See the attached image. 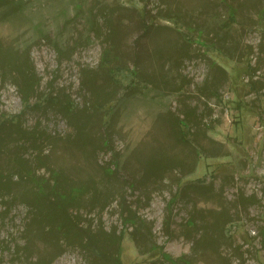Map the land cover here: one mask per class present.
Here are the masks:
<instances>
[{
	"label": "rangeland",
	"instance_id": "obj_1",
	"mask_svg": "<svg viewBox=\"0 0 264 264\" xmlns=\"http://www.w3.org/2000/svg\"><path fill=\"white\" fill-rule=\"evenodd\" d=\"M10 1L21 6L0 7V50H29L42 80L27 108L13 78L0 75V122L21 115L26 129L41 131L43 152L25 147L32 163L44 157L78 181L93 179L115 192L104 210L82 208L83 225L123 231L122 264H173L183 256L192 264H264V0ZM228 5L237 12L234 24ZM170 8L180 21L162 16ZM93 17L102 28L99 36L90 30ZM114 43L112 67L123 66L117 80L101 69ZM222 43L233 51L225 54ZM89 73L97 92L116 97L99 110ZM50 92L74 101L89 121L86 138H78L55 108L36 106ZM178 116L192 122L187 142ZM15 137L18 142L9 141L0 154V169L8 174L25 141ZM178 160L163 178L144 176L146 168L157 173ZM116 169V178L106 174ZM191 181L204 182L205 193L177 197L180 185ZM121 194L151 221L147 234L162 248L141 250L150 241L139 244L134 226L124 222ZM221 212L231 220L219 248L201 246L197 231L188 235L193 214L204 225ZM31 214L11 194L0 197V264H33L53 251L35 234ZM60 249L52 264H104L80 246Z\"/></svg>",
	"mask_w": 264,
	"mask_h": 264
},
{
	"label": "trees",
	"instance_id": "obj_2",
	"mask_svg": "<svg viewBox=\"0 0 264 264\" xmlns=\"http://www.w3.org/2000/svg\"><path fill=\"white\" fill-rule=\"evenodd\" d=\"M8 4H14V8L17 9L21 6L20 1L0 0V7L7 6ZM230 21L234 24L233 20H236V9L233 6L228 5ZM171 8L164 11L162 15L164 18H176L180 21L181 16L177 13H171ZM91 24L94 26L90 30L95 31V36H99L101 27L96 24L95 17L91 18ZM226 25H221V27ZM200 30V36L203 35L202 29ZM222 30L227 32V28ZM219 42L222 41L223 36L216 32ZM188 38V36H187ZM114 46L107 48L104 54V61L101 64V69L112 79H115L116 72L121 71L123 66L116 65L112 67L111 50ZM233 46H226L223 43L220 45V49L225 51V54L233 51ZM58 51L66 52L67 48H61L57 46ZM231 49V50H230ZM73 52V50L71 51ZM0 68L2 74L6 77L13 78L17 85L18 91L21 94L25 107H31V100L33 97L38 96L39 87L41 85L42 78L38 75L36 67L32 62L29 54V50H23L20 52L18 49L0 50ZM90 70V69H86ZM134 74L139 75L138 71ZM94 75L88 74L89 82L87 83L89 91L92 97H95V108L97 110L104 108L106 105L113 102L116 97L111 95L112 93H99L95 90ZM117 80V79H115ZM120 84V83H119ZM135 88H138L135 86ZM65 95V94H64ZM41 105H47L55 108L61 115L67 118L69 125L75 128V132L78 138L84 139L88 136V122L82 120L78 114L77 105L68 96H61L59 94H53L50 92L46 97L40 99ZM82 110V109H81ZM21 115L13 119H3L0 122V154L4 151V147L9 141L17 140L15 136L25 139L21 146H17L16 151L13 154L12 165L14 172L8 174L4 173L0 169V197L5 194H11L13 200H19L26 204L31 209V225L35 226L36 235H42V238L49 243V247L53 249L52 252L45 251L43 254L36 257L33 264H52L57 255L56 251H61V247L65 246H80L87 250L94 256L101 259V263L104 264H122L121 261V242L123 239V231L117 232L116 229L105 230L104 227H98L97 230H92L88 225H83L82 208L90 207L93 211L98 206L100 210L106 208V203L115 196V192L110 188L102 189L93 179L88 180H76L71 177L65 170L58 167L50 166L44 157H39L37 163H32L31 160L25 156L28 154L27 144L35 146L34 148L39 150V153L43 152L42 139L39 137L41 131L28 130L23 126L20 120ZM178 126L180 129L181 140L188 141L191 131V120L187 116L177 117ZM22 140V139H20ZM23 141V140H22ZM180 164L179 160L169 165H162L164 168L161 172L153 173L145 169V177L163 178L166 171L176 169ZM45 169V173H40L41 169ZM48 174V175H46ZM106 174L110 178H116V171H108ZM17 176V177H16ZM17 179H16V178ZM181 182L179 181V184ZM22 185L21 191L14 189L15 185ZM205 184L197 182L183 183L179 187L177 197L188 193H205L201 186ZM201 185V186H200ZM210 188V185L205 186ZM211 189V188H210ZM119 192V191H118ZM91 193L90 199L86 202V195ZM242 202L248 200V197L241 195ZM253 196L249 198L252 200ZM124 195H120V204L123 205V217L124 222L134 226L132 234L136 241L141 244V240H149L148 247L145 249L141 247L143 252L153 250L154 248H162L154 241L147 233L153 232V224L150 220L139 214L138 210L126 203ZM231 218L226 215L225 212H221L215 216V219L209 224L208 222L202 225L198 222L197 216L193 214L188 221L187 232L188 235H192L193 232L200 233L199 244L206 248H219L220 241L227 237L226 223ZM150 238V239H149ZM154 245L151 246V243ZM154 247V248H153ZM167 257V255H163ZM180 262H176V259H172L173 264H192V260L187 256L180 257Z\"/></svg>",
	"mask_w": 264,
	"mask_h": 264
}]
</instances>
